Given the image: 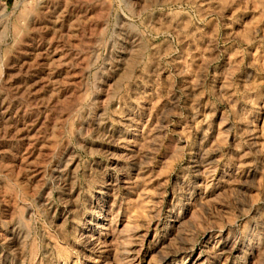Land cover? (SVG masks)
Masks as SVG:
<instances>
[{
    "label": "rangeland",
    "instance_id": "obj_1",
    "mask_svg": "<svg viewBox=\"0 0 264 264\" xmlns=\"http://www.w3.org/2000/svg\"><path fill=\"white\" fill-rule=\"evenodd\" d=\"M0 264H264V0H0Z\"/></svg>",
    "mask_w": 264,
    "mask_h": 264
},
{
    "label": "bare ground",
    "instance_id": "obj_2",
    "mask_svg": "<svg viewBox=\"0 0 264 264\" xmlns=\"http://www.w3.org/2000/svg\"><path fill=\"white\" fill-rule=\"evenodd\" d=\"M66 13V12H65Z\"/></svg>",
    "mask_w": 264,
    "mask_h": 264
}]
</instances>
